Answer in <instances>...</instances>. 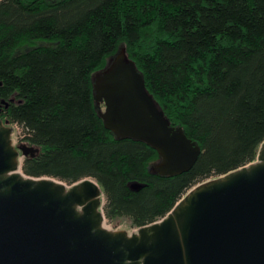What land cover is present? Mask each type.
<instances>
[{
    "label": "trees",
    "instance_id": "obj_1",
    "mask_svg": "<svg viewBox=\"0 0 264 264\" xmlns=\"http://www.w3.org/2000/svg\"><path fill=\"white\" fill-rule=\"evenodd\" d=\"M120 46L170 125L199 145L187 172H154L157 152L98 116L91 77ZM0 119L37 150L24 175L94 179L110 227L158 221L196 184L256 159L264 0H0Z\"/></svg>",
    "mask_w": 264,
    "mask_h": 264
},
{
    "label": "water",
    "instance_id": "obj_2",
    "mask_svg": "<svg viewBox=\"0 0 264 264\" xmlns=\"http://www.w3.org/2000/svg\"><path fill=\"white\" fill-rule=\"evenodd\" d=\"M91 82L104 127L154 149V172L192 168L199 145L170 125L124 46ZM36 152L13 145L0 119V264H264V140L253 162L196 184L132 232L106 225L94 179L24 175L22 159Z\"/></svg>",
    "mask_w": 264,
    "mask_h": 264
},
{
    "label": "rangeland",
    "instance_id": "obj_3",
    "mask_svg": "<svg viewBox=\"0 0 264 264\" xmlns=\"http://www.w3.org/2000/svg\"><path fill=\"white\" fill-rule=\"evenodd\" d=\"M45 41L43 40H36L34 43H30L27 44V48L32 47V46H36V45H40V44H44ZM9 127L11 128V140L13 145L17 146L21 143H24V141L22 140L23 138V131L22 129L17 126V125H9ZM155 163L152 164V167L154 166ZM103 203H104V197L102 199ZM106 225L110 227V225L106 222ZM111 228H114L111 226ZM118 229H123V230H127L129 232L134 231V229H130L128 227V224L126 221L120 222L119 224H117Z\"/></svg>",
    "mask_w": 264,
    "mask_h": 264
},
{
    "label": "built area",
    "instance_id": "obj_4",
    "mask_svg": "<svg viewBox=\"0 0 264 264\" xmlns=\"http://www.w3.org/2000/svg\"><path fill=\"white\" fill-rule=\"evenodd\" d=\"M134 230H136V229H134Z\"/></svg>",
    "mask_w": 264,
    "mask_h": 264
}]
</instances>
